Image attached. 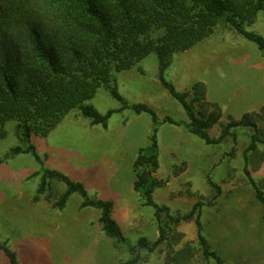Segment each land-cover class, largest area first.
Masks as SVG:
<instances>
[{
    "label": "trees",
    "instance_id": "obj_1",
    "mask_svg": "<svg viewBox=\"0 0 264 264\" xmlns=\"http://www.w3.org/2000/svg\"><path fill=\"white\" fill-rule=\"evenodd\" d=\"M263 10L264 0H0V140L7 134L5 125L14 121L19 142L0 163L31 155L42 168L34 202L42 196L52 210L62 211L70 196L77 194L81 198L79 209L98 210L105 236L124 245L123 232L113 217V202L90 197L82 183L45 168L32 137H46L65 115L75 110L90 125L103 128L116 112L129 109L135 115L147 114L152 131L148 145L138 149L133 161V190L142 196L145 206L153 208L158 237L153 242L139 238L128 247L131 259L121 264H139L140 249L152 253L162 245L167 249V257L173 254L168 263L185 264L195 252L176 251L174 247L183 238L177 227L189 222L196 227L205 264H224L204 236L203 203L196 202L189 212L181 214L172 213L153 200V191L167 183L156 178L158 128L164 124L183 125L207 145H218L228 136H233L236 143L233 131L247 128L251 135L244 154V175L256 200L264 207V194L251 178L246 156L249 151L255 152L258 145L264 146V107L239 120L228 117L227 122H222L220 107L206 99L204 83L197 82L189 91L180 93L165 80L164 72L174 53L185 52L209 38L220 24L264 51V38L246 29ZM150 54L157 58L159 81L183 107L187 123H176L169 117L160 121L151 108L131 105L117 92L114 74L132 70ZM100 88H106L121 104L119 110L101 114L86 104ZM217 125L220 135L213 138L210 130ZM179 173L173 167V175ZM55 183L65 186L61 194L57 193ZM209 184L215 190L210 205L221 190L210 180ZM0 252L9 264H19L16 253L5 243L0 242Z\"/></svg>",
    "mask_w": 264,
    "mask_h": 264
},
{
    "label": "rangeland",
    "instance_id": "obj_2",
    "mask_svg": "<svg viewBox=\"0 0 264 264\" xmlns=\"http://www.w3.org/2000/svg\"><path fill=\"white\" fill-rule=\"evenodd\" d=\"M259 16L258 14L255 22L247 26L246 29L264 38V20ZM256 48L261 52V57L264 58V51L258 49L256 44L220 24L209 38L198 42L185 52L174 53L171 56L170 66L164 72V78L173 84L177 92L182 93L189 91L193 84L204 79L215 81L219 70L224 71L231 67L236 70V67L240 66L241 68L237 67L238 71L247 70L251 72V63H254L255 60L253 50ZM217 63L224 65L217 69ZM158 73L157 58L154 54H150L132 70L114 74V84L117 92L125 101L131 105L144 104L148 106L155 112L160 121L169 117L176 123H187L183 107L163 88ZM249 79L251 82V76ZM86 104L93 106L101 114L121 108V104L111 97L106 88L98 89L94 97ZM136 116L131 110L126 109L114 113L109 118L106 128L98 125L92 127L88 120L80 117L75 110L65 115L46 137L33 136L32 143L35 145L37 153L43 158L45 168L61 172L73 181L79 180L83 176L81 173L83 172L82 166H86V164H82L84 160L87 161V168L90 170L100 167L103 169L102 164L105 161L100 156L107 158L119 167L120 174L123 175L125 146L119 134L126 122H129L130 128L121 133L132 137V139L142 135V132H139L141 129L139 123L134 120ZM227 118L222 116L221 121L227 122ZM138 121H142L143 124L147 123L148 126L151 124L152 131L149 115L142 114ZM181 127L185 128L183 125ZM142 128L145 130L144 125ZM15 129L16 122L14 121L5 125L7 134L0 140V160L4 159L10 149L19 144ZM216 131L217 127L214 126L210 136L212 135L211 137L214 138ZM233 134L235 136V133ZM227 138L228 143L223 145L221 143V145H207L199 140L198 148L201 147L208 152V156L205 157L208 163L201 166L197 172L188 174L187 181L181 179L179 186L174 191L169 192L168 198L160 197L159 199L153 198V200L158 205L167 206L172 213L181 214L189 212L196 202L203 203L201 222L204 226V236L211 249L217 252L224 264H264V208L254 201V192L246 177L240 178L237 193L234 191L233 194L231 191L230 194L223 196L221 195L222 192L209 205V201L215 194L209 180L218 186L216 176L225 174L223 161L227 160V162L232 163L235 172L239 170L242 173L244 170V157L242 154L237 156L236 149L232 148L234 153L232 155L234 156L231 155V152H227V156H222V153L218 156L220 151L224 152L230 145L233 144L232 147H234L233 136ZM190 149L194 150L193 148ZM225 157L228 159H224ZM216 160L219 161V164L212 168L210 163H217ZM183 164L176 163L171 166V176L181 175L185 169L183 167L185 164ZM173 167L180 170L178 175H173ZM163 168L164 163L160 161L156 172L158 174L156 178L159 180L163 177ZM41 169V166L29 154L19 155L0 163V242L5 243L10 250L16 253L19 264H55L47 259L46 248H40L39 245L33 246L31 243L26 244L24 241L31 236L33 238L30 240L44 239L42 234L44 225H48L52 221L42 218V216L46 213L61 212L52 210L51 204L45 202L42 196H40L39 201L46 203V209L41 210L39 206L34 204L39 202H34L33 198L36 195L42 175ZM36 173L38 174L33 176ZM76 175H78V179ZM167 179L168 177L163 180ZM84 187L87 190L85 185ZM96 187L97 185L94 184L87 190V193L90 197L101 199L103 190L96 189ZM55 189L58 194H61L65 190V186L62 183H55ZM137 194L140 198L132 200L133 204L125 207V209H131V213L128 212V214L130 217L132 216V219L118 224L126 243L119 245L107 236H105V241L102 238L101 250L98 249L94 253V259L101 264L103 262L105 264H121L130 260L132 255L128 247L135 245L139 238H146L150 242L155 241L152 235L157 230V226L153 208L145 206L142 196ZM28 202L33 203L34 206H30ZM79 202H81L80 196L73 194L65 208L68 205V210L72 209L73 213L78 214L80 211L77 210L78 205L76 203ZM251 208L260 218L259 223L256 224L260 225V229H262L258 233H263V235H259L257 230L251 229ZM91 211L92 214L100 217L98 210L92 209ZM123 214L125 213L121 210L119 215L122 216ZM36 216L38 217L34 220ZM64 224L70 225L65 222ZM176 230L183 235V238L174 249L176 251L189 249L195 252L194 257L186 261L185 264H205L200 256L194 223H182ZM80 237L82 240V235ZM108 244L112 245L111 250H109ZM139 253L141 258L139 264H175V262L168 263L167 260H170L173 254L167 257V249L164 245L152 253H148L144 249H140ZM69 255L74 257L72 261L78 260L79 264H92V260L90 262L91 254L76 252ZM0 256H2L1 252ZM69 258V256L65 257L62 263L70 264ZM59 260L61 261L60 258ZM209 264H214V262L210 261Z\"/></svg>",
    "mask_w": 264,
    "mask_h": 264
},
{
    "label": "crops",
    "instance_id": "obj_3",
    "mask_svg": "<svg viewBox=\"0 0 264 264\" xmlns=\"http://www.w3.org/2000/svg\"><path fill=\"white\" fill-rule=\"evenodd\" d=\"M258 14L260 15L259 17L264 20V10ZM257 18L258 15L256 19ZM252 43L255 44L254 42ZM253 54L255 60L254 63H251V72L247 70L238 71L237 67L240 66H233L236 67V70L232 67L224 71L219 70L217 72L215 81L207 79L201 81L206 87L207 101L217 104L220 107L223 118L225 119L227 117H231L232 119L239 120L244 114L258 112L264 107V58L261 57V52H259L257 48L253 50ZM222 65L224 64L217 63V69L222 68ZM250 76L251 82L249 79ZM141 115H137L134 120L139 123L141 128L139 132H142V135L140 134L139 137L132 139V137L121 133L130 128V126H128L129 122H126L122 128L123 130H121L119 134V137L122 138L125 146V159L123 165L124 174L121 175L119 167L115 166L107 158L100 156V158H103L105 161L104 164H102L103 169H100V167L90 170L87 168V161L84 160L82 164H86V166H82L83 172L81 173L83 176L79 180H76L82 182L86 186L87 190H89L94 184L97 185L96 189L103 190V197L100 198L102 200H112L114 202L113 217L118 224L119 222L132 219V216L130 217L128 214V212L131 213V209H125V207L133 204L132 200L140 198L139 195L133 190L134 174L132 165L138 149L148 145L149 136L151 133V124L148 126L147 123L143 124L142 121H138ZM186 120L188 121V118ZM142 125H144L145 130H143ZM216 127L217 133L215 137H218L220 127L218 125ZM212 130L213 128L210 130V134ZM233 133H235L236 137V143L234 147H232L233 144L230 145L227 149H225L224 152L220 151L218 156L220 153H222V156H227V152H231L230 150L234 148V150L236 149L237 156L242 154L244 157L245 150L248 148L250 143L251 132L247 128H238L234 130ZM199 140L201 139L190 134L185 128L181 126L169 124L161 125V127L158 129L159 164L160 161L161 163H164L162 179H166L167 177L168 179L165 186L157 188L153 191L154 199H159L160 197L168 198L169 192L174 191L177 186H179L181 179L186 180L188 174L197 172L201 166H204L208 163V160L205 159V157L208 156V152L203 150L201 147L198 148L200 142ZM227 143L228 138L226 137L221 144L223 145ZM190 148H193L194 150H191ZM246 156L248 161L247 168L250 171L251 178L264 194V146L258 145L255 152L249 151ZM224 159L228 158L225 157ZM232 159H235V157H232ZM176 163H184L185 169L181 175L179 174L178 176L173 177L170 174L171 166L175 165ZM223 163L225 165V174L217 175L216 180L218 186L221 188V193L223 192L221 195L224 196L230 194L231 191L234 194L239 187L240 178L243 176L245 177V175L244 170L242 173H240L239 170L237 172L233 171L232 167L234 166L232 163L227 162V160H224ZM218 164L219 161L217 163H210V166L213 168L214 166H218ZM244 167L245 162L243 164V169ZM156 175L158 174L156 173ZM76 178L78 179V175H76ZM251 189L253 190L252 186ZM253 199L256 203L261 205L255 198V192L253 194ZM80 203L81 202L76 203V205H78L77 210L80 211L78 214H75V212L73 213L71 211L72 209L68 210L67 205V210L65 208L63 211L58 213L53 212L43 215L42 218L52 221V223L44 225L45 228L42 230L44 239L30 240L33 237H27V239L24 240L26 241V244L31 243L33 246L39 245L40 248H46L45 251L47 252V259L51 260V262L55 264H59V262L60 264H63V259L68 256L70 257V264H79L78 260H76V262L72 261L74 257L69 255L75 254L76 252L91 254L90 262L92 260V264H101L96 259H94V253L96 250H101V240L104 239L105 241V234L102 231L101 224L99 222L100 217L92 214V208L80 210ZM28 204L30 206H34L32 205L33 203L30 202H28ZM34 204H36L35 206H39L41 210L46 209V203L44 201H39ZM121 210L123 213H125L122 216L119 215ZM37 217L38 216H36L34 220L37 219ZM259 221L260 218H258V216L255 214V210L251 208V229L253 228L257 230V233L262 230L260 229V225L256 224L259 223ZM64 222L70 225L67 226L64 224ZM258 234L263 235V233ZM81 235L83 238L82 240H80ZM157 237L158 231L156 230L153 232L152 238L153 240H156ZM108 248L111 250L112 245L108 244ZM0 261L1 264H9L8 259L3 253L2 256H0ZM103 264H105V262H103Z\"/></svg>",
    "mask_w": 264,
    "mask_h": 264
}]
</instances>
